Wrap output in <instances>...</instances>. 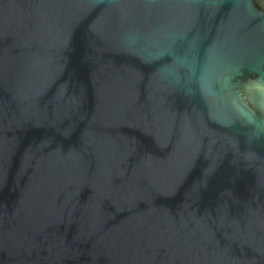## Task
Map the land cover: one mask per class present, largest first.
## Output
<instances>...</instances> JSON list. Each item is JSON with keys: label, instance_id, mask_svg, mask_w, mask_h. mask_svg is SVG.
<instances>
[{"label": "water", "instance_id": "water-1", "mask_svg": "<svg viewBox=\"0 0 264 264\" xmlns=\"http://www.w3.org/2000/svg\"><path fill=\"white\" fill-rule=\"evenodd\" d=\"M0 264H264V0H0Z\"/></svg>", "mask_w": 264, "mask_h": 264}]
</instances>
